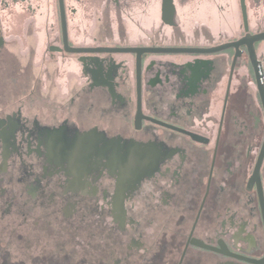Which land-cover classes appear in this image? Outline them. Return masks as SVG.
I'll list each match as a JSON object with an SVG mask.
<instances>
[{
    "label": "flooded vegetation",
    "instance_id": "1",
    "mask_svg": "<svg viewBox=\"0 0 264 264\" xmlns=\"http://www.w3.org/2000/svg\"><path fill=\"white\" fill-rule=\"evenodd\" d=\"M0 68L31 85L0 98V228L70 225L113 264H264V0H0ZM116 140L148 160L123 188Z\"/></svg>",
    "mask_w": 264,
    "mask_h": 264
},
{
    "label": "rangeland",
    "instance_id": "2",
    "mask_svg": "<svg viewBox=\"0 0 264 264\" xmlns=\"http://www.w3.org/2000/svg\"><path fill=\"white\" fill-rule=\"evenodd\" d=\"M42 73L33 71L35 82L39 77L43 82L41 87L37 82L33 87L35 98L45 94ZM24 75L26 73L0 68V98H29L31 85L25 84ZM12 76L16 77V83L11 84ZM13 231L0 228V264H113L116 259L110 257L107 250L97 248L92 237H82L70 225L58 231V235L54 231L47 235L21 226Z\"/></svg>",
    "mask_w": 264,
    "mask_h": 264
},
{
    "label": "water",
    "instance_id": "3",
    "mask_svg": "<svg viewBox=\"0 0 264 264\" xmlns=\"http://www.w3.org/2000/svg\"><path fill=\"white\" fill-rule=\"evenodd\" d=\"M261 94H263L262 91ZM85 137L89 138L91 137V135L88 134L85 135ZM109 143H114V146L111 149L113 153V160H115V162H117L120 168H122L123 170L121 171V169L119 168L120 172L118 173L119 179L117 184L119 188H123V185L126 183L125 180L128 176H130V181H131L129 183L131 185H134L139 181L142 175L147 174L148 160L144 156L146 154V151L143 145L135 142H128L125 144V142H122L120 140H116L115 142L109 141ZM123 146H125L126 148L125 152H123ZM92 148H93L92 141H86L84 146H80L79 144H77V146L73 149H74V153L78 155L83 151L84 152H86L87 150L91 151ZM145 170L147 171L145 172ZM118 217L119 216L116 215L115 219H117ZM192 243L201 247H208L202 243L201 244L198 242H192Z\"/></svg>",
    "mask_w": 264,
    "mask_h": 264
}]
</instances>
